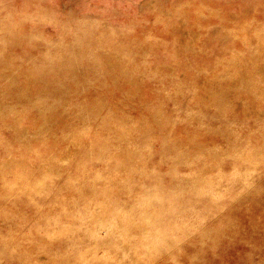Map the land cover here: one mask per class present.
<instances>
[{
  "label": "rangeland",
  "instance_id": "rangeland-1",
  "mask_svg": "<svg viewBox=\"0 0 264 264\" xmlns=\"http://www.w3.org/2000/svg\"><path fill=\"white\" fill-rule=\"evenodd\" d=\"M0 264H264V0H0Z\"/></svg>",
  "mask_w": 264,
  "mask_h": 264
}]
</instances>
